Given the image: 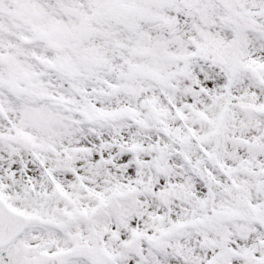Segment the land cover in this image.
Here are the masks:
<instances>
[{
    "label": "snow or ice",
    "instance_id": "snow-or-ice-1",
    "mask_svg": "<svg viewBox=\"0 0 264 264\" xmlns=\"http://www.w3.org/2000/svg\"><path fill=\"white\" fill-rule=\"evenodd\" d=\"M0 264H264V0H0Z\"/></svg>",
    "mask_w": 264,
    "mask_h": 264
}]
</instances>
